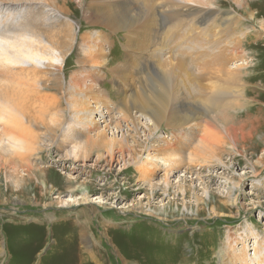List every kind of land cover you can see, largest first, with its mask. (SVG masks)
Segmentation results:
<instances>
[{
    "label": "rangeland",
    "instance_id": "1",
    "mask_svg": "<svg viewBox=\"0 0 264 264\" xmlns=\"http://www.w3.org/2000/svg\"><path fill=\"white\" fill-rule=\"evenodd\" d=\"M177 1L180 6L171 7L180 11L178 18H185L181 27L173 20L165 24L172 8H161L159 0L148 1L146 8L141 4L125 6L128 24L115 28L101 23L92 26L88 10L92 0H60L55 4L66 10L61 12L66 21L63 26L44 29L72 33L66 38L71 42L70 54L61 70L54 69L63 76V89L49 91L57 96L59 111L43 114L45 124L34 128L38 144L29 157L30 164L26 159L5 162L0 153V264H243L245 259L258 264L254 260L264 255V110L259 112L260 123L246 129L257 127L253 139L222 144L217 151L220 159L211 158L205 164L190 155L196 144L192 135L185 137L166 121L154 130L132 107L131 96L135 92L143 96L150 89L153 63L162 62V67L177 71L173 80L180 69L186 80L192 81L199 70L191 54L198 50L196 44L207 45L212 29H226L229 38L234 33L231 42H243L238 49L240 56L228 55L229 67H242L250 84L264 89V0ZM152 3L156 8L149 9ZM188 9L191 11L186 14ZM225 11L237 16L226 27L219 20ZM83 33L89 34L90 43H82ZM144 33L154 35L151 48L158 58H143L150 47ZM196 35L203 43L194 39ZM97 47L104 57H91ZM64 69H70L73 77L82 75L84 84L97 93L90 104L94 113L87 114L95 119V129L105 130L109 137L126 135L130 147L116 145L113 157L107 149L97 148L87 156L69 154L74 143L72 138H64L67 123L77 129L74 138L80 144L93 134V127L88 129L72 117L67 98L84 96L70 95L71 76L65 79ZM144 81L145 88L141 87ZM176 87L167 102L169 112L176 102H183L175 96ZM246 89L250 97L255 95L250 87ZM259 103L264 104V98ZM129 107L132 116L126 113ZM241 110L236 120L243 119L244 108ZM57 116L60 127L51 121ZM190 143L193 145L188 147ZM156 144L177 147L180 165L171 174L161 164L144 163L148 154H166L148 148ZM29 166H33L32 171ZM167 175L168 188L164 183ZM180 183L188 187L185 192ZM190 185L194 191L188 190ZM221 250L223 255H219ZM225 250L233 260L224 257Z\"/></svg>",
    "mask_w": 264,
    "mask_h": 264
},
{
    "label": "bare ground",
    "instance_id": "2",
    "mask_svg": "<svg viewBox=\"0 0 264 264\" xmlns=\"http://www.w3.org/2000/svg\"><path fill=\"white\" fill-rule=\"evenodd\" d=\"M113 1H118L119 3H114ZM148 1L155 0H92V4L88 5V10H90L89 19L92 26L101 23L109 28L126 27L128 21L124 18L128 15L126 12L128 8L125 9L124 7H130V4H141L146 8L150 5L147 4ZM160 1L163 3L161 8L166 7L167 9L168 7L172 8L171 6H180L179 3H181L177 0ZM193 1L202 3L205 0ZM58 2L60 3V0H0V125L3 132L0 135V153H3L5 162L10 160L16 162V159H26L25 163L30 164L29 157L37 150L36 141L38 136L34 128L39 124H45L42 121L43 114H48V111H59L57 110L59 100L55 94H50V92H59L63 89V76L58 72H54V69L61 70L65 59L70 54L71 42L67 41L66 38L72 35V33H70V30L67 33V30L64 29H44L53 25H64V21L66 20H63L61 12H66V10L62 7H57L58 5L56 6L55 4ZM148 8H156V6L152 3V6ZM168 10H171L170 19L166 17L165 24L170 20H173L174 25L177 27L185 24L181 22L185 20V18L183 20V17H181L183 15L178 18L180 11L173 8ZM132 11L130 10V12ZM190 11L188 9V13L186 14H189ZM157 12L159 13L160 11ZM165 13L167 14L166 11ZM219 17L220 24L226 27L230 26L229 24L234 22L237 16L229 11H225ZM238 23L239 20L237 25ZM149 30L151 31V29ZM225 31L227 30L212 29L210 36H208V41H205L208 42L207 45L196 44L201 51L198 48L191 55L195 57L194 64L199 73L195 75L196 77L192 81L186 80V75H183L184 72L182 73L179 68V74L173 80L171 77L172 75H177L176 70V72H171L168 66L162 67V62L158 63L160 66L153 63V74L149 77L150 83L148 85L150 89L145 90L143 96L137 92L131 96L132 107L137 109L142 119L145 118L146 122L152 124L154 130H158L159 126L163 125L166 121V124L176 125L184 133L185 137L192 135L196 140L194 148L190 151V155L195 158H192V161L197 159L204 161L205 164L208 159L212 158L215 161L220 159L217 156V151L222 147V144H227L228 141L238 143L249 138L253 139L257 127L251 130L246 129L249 124H253L254 126L257 122L260 123L262 118L259 117V112L261 113L264 110V104L259 103V100L264 98V89L258 85L252 86L250 84L251 81L247 79V71H242V67H229L231 58L228 55L231 57L239 55L238 49L243 42L237 43L240 42V39L231 42L229 39L233 37L234 33L229 38V33ZM113 32L115 33V30ZM83 35L82 43H90L91 40L88 39L89 34L83 33ZM201 35L203 36L202 33L199 34L200 37ZM124 36H127V34ZM145 37L148 38L147 43L150 47L147 48L146 56L143 58L147 59L155 56L158 58L157 54L153 52V47L151 48L153 41H155L153 39L154 35L152 33L145 34ZM200 37L196 35L194 39L198 43H203L199 39ZM158 43L156 40V45ZM93 44L96 45L95 43ZM83 47L85 49L84 44ZM95 50H97V53L92 52V55L90 54L91 57H100L104 54V52L103 54L101 53L103 50L99 47ZM159 59L161 61L162 58ZM167 61H171V59H167ZM175 63L177 62L175 61ZM179 64L174 65L177 66ZM242 64H244V61H242ZM70 72V69L68 71L64 69L65 79L70 75ZM70 76V85L73 91L70 95L78 93L84 96V98L77 97V99L73 96L67 98V107L73 112L72 117L74 119L79 122L82 121L81 123L87 125L88 129L93 127V131H90L93 134L87 137L88 139L84 142L85 144H80L77 141L78 139L74 138L76 136L74 132L77 129L74 128L73 130V124L67 123V128L64 130V138H72L74 143L73 145L71 144V148L68 150L69 154L71 156H79V154L83 153L84 156H87L92 148H97L99 150L107 149L109 155L113 157L116 145L130 147L125 132H123L125 136L122 134L124 137L116 138L117 136L109 137V134L107 135L105 130L98 132V129H95L97 125L95 119L93 116H87V114L92 115L94 113V109L90 104L91 100L96 98L97 93L92 91L91 86L84 84L86 79L83 80L82 75L79 76L77 73L76 77ZM145 81L144 86H141L143 88H145ZM175 85H177L174 91L175 96L183 100V102H176L171 107V112H169L167 102L170 100L171 92ZM246 86L255 92L253 97L248 95ZM243 108L244 111L241 113L243 114V119L236 120V114ZM129 109L130 107L126 113L130 112L131 115L132 111ZM255 110H257V113L254 112ZM252 114H257V116H253ZM51 121L54 126H59L61 122L58 116L51 118ZM50 126L53 130L57 129L52 125ZM192 145L193 143H190L188 147ZM148 148L159 152L165 151L166 154L163 157L148 154L146 159H143L146 161L144 163L159 166L161 164L165 167L167 173H170L173 168L180 165L179 161H177V154L179 152L177 153L178 149L176 146L166 145L165 147V145L156 144L153 146L148 145ZM98 155L102 156L103 154L99 153ZM181 161L182 159H180ZM32 167L29 166L28 168L32 171ZM150 167L153 169L151 165ZM141 172L145 173L144 168ZM164 180L165 186L168 188L170 185L169 175ZM14 181L16 180L14 179ZM180 184L182 185V183ZM186 187L182 185V190L179 189L185 192ZM190 189L194 191L191 185L188 190ZM82 197L84 200L88 199L86 196ZM219 253V255H223L224 251L221 250ZM225 253L227 255H224V257L229 256L233 260V256L228 254L227 250H225ZM263 258L264 255L256 261L254 260V262L262 264L264 262ZM246 260H244L243 264H251V262H247Z\"/></svg>",
    "mask_w": 264,
    "mask_h": 264
}]
</instances>
